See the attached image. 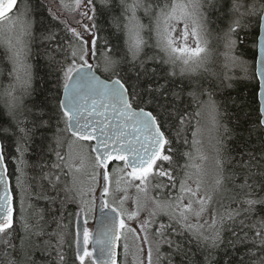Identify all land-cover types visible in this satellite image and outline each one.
<instances>
[{
  "label": "snow or ice",
  "instance_id": "obj_1",
  "mask_svg": "<svg viewBox=\"0 0 264 264\" xmlns=\"http://www.w3.org/2000/svg\"><path fill=\"white\" fill-rule=\"evenodd\" d=\"M61 4L79 14L77 27L58 15L52 19L59 20L62 29L45 25L34 14L31 0H23L22 8L17 0H0V46L5 50L0 63L11 64L10 70L5 65L10 82L0 91L7 117L0 123L4 187L0 264H68L66 249L71 246L64 221L72 215L69 203L77 205V217L100 212L95 237L87 228L76 233L79 264H85L86 257L92 258L91 264H117V242L124 230L140 241L133 253L135 264H196L197 255L209 264L219 250L227 258L224 264H264V137L259 143L252 140L255 131L264 132V104L245 139L240 127L225 122L227 109L217 99L218 92L233 86L235 69L247 72L237 49L250 32L258 36L256 72L264 93V0H72L70 6L61 0ZM212 13L227 21L218 36L223 51L210 45ZM101 15L123 35L122 47L99 35ZM37 32L46 66L57 73V88L62 89V97H52L56 103L48 113L35 102L31 108L25 104L34 92L28 61ZM217 64L219 69L213 67ZM98 72L107 73V79ZM205 120L213 134L210 182L205 167L210 157L198 139ZM170 121L178 124L176 141L187 151L173 149V141L166 138L162 129ZM185 128L191 131L190 141L181 135ZM40 130L41 148L29 163L26 155L34 153V137ZM64 133L73 138L68 152L62 151ZM9 140L21 189L18 227L5 167ZM78 141L96 143L85 152L73 149ZM113 163L117 166L110 169ZM27 168L34 173L30 179ZM85 168L90 169L87 185L79 178ZM150 186L156 196L148 195ZM129 187L144 197L137 199L132 212L124 208L127 195L118 202L115 198ZM148 200L153 204L148 218L138 228L128 224ZM33 201L43 202V207ZM89 243L93 251L88 250ZM123 248L127 257L129 244Z\"/></svg>",
  "mask_w": 264,
  "mask_h": 264
},
{
  "label": "trees",
  "instance_id": "obj_2",
  "mask_svg": "<svg viewBox=\"0 0 264 264\" xmlns=\"http://www.w3.org/2000/svg\"><path fill=\"white\" fill-rule=\"evenodd\" d=\"M64 5L67 3L72 2V0H63ZM18 6L20 7L23 4V0H18ZM31 5L33 8L34 14H36L37 18L42 20L45 25L51 23L53 26H59V28H63V25L60 24L59 20H53V15H58L61 19L67 20V22L73 26L77 27L76 21L80 19V16L77 12H72V15L69 12L64 10V6L61 4V0H31ZM99 7V4H97ZM51 9V12H49ZM15 11V9L13 10ZM74 17L75 21L72 20ZM97 19L100 22V25L103 29L99 33L102 38H107L111 41L112 44L118 45L120 47L123 46V35L120 33H116L114 29H112L107 23H105L106 17L98 16ZM211 19L213 23L209 25L211 35L209 36L210 45L213 48H218L220 51H223L222 47H220V41L218 36L220 35V30L223 29L227 21L221 18H217V14L212 13ZM37 40L32 45V53L30 54L29 61L33 67V88L34 92L31 97L25 98V104L28 107H32L33 102L36 105H39L43 108L45 113L51 111L52 106L56 103L55 100L52 99L54 95L62 97V89L57 88V80L58 75L50 68L46 66V59L44 57V48L39 41V32L36 33ZM119 37V38H118ZM257 37L254 33L250 32L247 37L243 38V44H241L237 49V54H240L242 59L247 64V72L240 71L239 69L234 70V76L236 79L233 80V86L231 88L222 89L217 94V99L224 102V107L227 109V116L225 118V122L229 124V127L241 128V134L245 139L248 138V129H251L259 119L260 115V103L258 99V88H259V80L255 70L256 64V55H257ZM101 45L103 44V39L100 41ZM4 48L0 46V54L4 52ZM95 63V61H92ZM5 65H7V69H11V64L6 60L0 63V72H3L4 75H0V91H2L10 82V77L7 76L5 71ZM219 69V65H213ZM102 75L107 77V73H102ZM182 84L178 83L177 87H181ZM194 107V106H193ZM192 109H189L191 111ZM36 111V109H33ZM4 108L2 103H0V123H6L7 117L3 115ZM47 119V115L44 116ZM193 125H195V120L192 121ZM63 127V125H61ZM178 130V124L176 121H170L168 124L165 125L163 131L165 132L166 138L173 141L172 147L176 149L179 147L181 152L187 151L188 147L186 145L181 146L180 142L176 141V134ZM44 133L42 130L37 131L36 136L34 137L35 145H34V153L26 155V159L29 163H33L36 159V152L40 151L41 148V136ZM48 137L52 136V132L47 133ZM65 140L64 147L62 151L68 152V142L71 138L70 133H64ZM182 136H187L189 141L191 140V131L185 128L181 132ZM263 136V132L259 130L255 131L252 135V140L254 143H259V139ZM238 140H234V143H238ZM92 142L89 141V148H91ZM168 145H165V149H167ZM94 155V154H93ZM15 152L12 146L11 140H9L5 147V161L8 168V173L11 179V185L14 193V204H15V219H14V226L18 227L16 224V220L18 218V210L20 207V197H21V189L17 186L16 177L19 175L16 172V161L14 159ZM52 160L55 157H51ZM180 163L183 164V159L180 160ZM115 165V163L111 164L110 169ZM28 178L30 179L34 173L30 168L25 169ZM38 207H43V202H36ZM77 209L76 204L69 203L67 211L72 213L64 223L67 225L66 231L68 232V244L71 246L66 249L67 257H68V264H79V261L75 260L76 254V219L77 216L75 215V211ZM31 210H29L30 212ZM85 214V219H86ZM122 247L123 243L120 239V252H119V262L118 264H122ZM164 250L167 251V246H164ZM89 251H92L89 248ZM36 260L39 262L41 259V254L39 252L36 253L35 256ZM92 258H85V264H91ZM226 256L223 250H219L213 253V258H210L209 264H224L226 260ZM203 256L197 255L195 257L196 264H203Z\"/></svg>",
  "mask_w": 264,
  "mask_h": 264
},
{
  "label": "rangeland",
  "instance_id": "obj_3",
  "mask_svg": "<svg viewBox=\"0 0 264 264\" xmlns=\"http://www.w3.org/2000/svg\"><path fill=\"white\" fill-rule=\"evenodd\" d=\"M71 3L72 2L67 3L65 5L70 6ZM20 7L22 8L23 4ZM63 8H64V10L66 12H69V14L72 15V12L69 10V8H67V7H63ZM13 12H15V11H13ZM72 20L75 21L74 17H72ZM28 62L30 64V61H28ZM204 123H205V129H204L203 135L198 137V139H202L203 140V151H205L210 157V159L205 163V167L209 170V176L207 177V179L210 182L211 181V168H212V161H211L212 147L211 146H212V142H213L212 141V135L213 134L208 130V129L211 128V124L209 122H207V120H205ZM72 139H73L72 137L69 139L68 145H69V143L72 142ZM79 148H82L85 152L90 151L89 142L88 141H78L76 144L73 145V149H79ZM68 151H69V147H68ZM76 163L79 164V161L77 160ZM116 166H117V164L115 163V165L112 168H114ZM120 166L122 167V164ZM88 172H90V169L85 168V170L79 174L80 180L85 185H87L89 183ZM112 179L114 181L116 179V177L112 176ZM136 183H139V182L137 181ZM112 188H115V184L114 183L112 184ZM97 191H98V188H97ZM97 191L95 193L96 195H97ZM165 191H167V190H165ZM125 195H127V199L125 200L124 208L128 212H132V211L136 210V207H137L136 201H137V199H140L141 201H143V199H144L143 194L142 193H138V191H137V189L135 187H129L127 189L126 193L123 192V191L115 193L116 201L118 202ZM148 195L149 196H156L157 192H156V190H153L151 188V186H150ZM109 199L111 200V197H109ZM152 207H153V204H152L151 200H148L146 205H145V207L140 212L139 217L137 219H135V220L126 221V222L128 224H130L131 226L138 228L140 222L143 221L144 219L148 218L149 210ZM94 215H95V212L88 214V216L86 215V221L88 223V230L90 232H91V226H92L93 220H94ZM157 219L158 220L159 219H163L165 222L167 220L166 217H157ZM125 235L127 236V239H125ZM141 235H143V234H141ZM149 236H150V239H151V230H150ZM121 240H122L123 245L125 243H128L129 244V248H130L129 255L127 257H125L124 248L122 247V259H123L122 264H135L133 253L135 252V245L139 244L140 241L139 240H135V238L130 233H126V230H124V234H122ZM142 246L144 247V249L146 251L148 245L144 244ZM89 248H91L90 243L88 245V250H89Z\"/></svg>",
  "mask_w": 264,
  "mask_h": 264
},
{
  "label": "water",
  "instance_id": "obj_4",
  "mask_svg": "<svg viewBox=\"0 0 264 264\" xmlns=\"http://www.w3.org/2000/svg\"><path fill=\"white\" fill-rule=\"evenodd\" d=\"M17 2H18V0H17ZM258 57H259V42H258V37H257V55H256V60L258 59ZM256 67L257 66L255 64V70H256ZM256 74H257V72H256ZM97 75L101 79H107V77L102 75L100 72H98ZM257 77H258V80H259L258 99H259L260 108H261L262 104H264V93H262V90H261V87H260V77L258 76V74H257ZM263 136H264V132H263ZM91 142H92V146L95 145V143H96V141H91ZM5 167L7 168L6 161H5ZM6 176H7V179H8L9 194L13 197V208H14V214L13 215H14V219H15V211H16V209H15V204H14V193H13V189H12V185H11V179H10V176H9V173H8V168H7ZM3 194H4V187L2 185H0V196H2ZM99 195H100V191L98 190L97 196H99ZM97 203H100V201L98 200ZM99 215H100V212L98 210L97 212H95L93 224H92V227H91V233H93V237H95L96 232H97V230L100 227V224L98 222V216ZM85 221H86L85 215L77 217V219H76L77 232L79 231L80 233H82L84 228L88 229V223H87V221L85 223ZM117 245L118 246L116 248V252H117V264H118V262H119V252H120V240L117 242ZM90 246H91V249L93 251L94 245L92 243H90ZM82 247L83 246L81 244V248ZM98 255H99L98 251L94 252V256H98Z\"/></svg>",
  "mask_w": 264,
  "mask_h": 264
}]
</instances>
